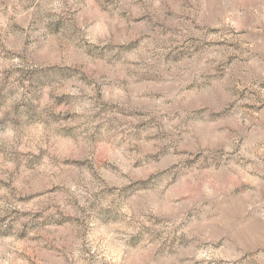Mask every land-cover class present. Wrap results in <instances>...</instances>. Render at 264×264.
I'll return each mask as SVG.
<instances>
[{
    "label": "rangeland",
    "instance_id": "rangeland-1",
    "mask_svg": "<svg viewBox=\"0 0 264 264\" xmlns=\"http://www.w3.org/2000/svg\"><path fill=\"white\" fill-rule=\"evenodd\" d=\"M0 264H264V0H0Z\"/></svg>",
    "mask_w": 264,
    "mask_h": 264
}]
</instances>
